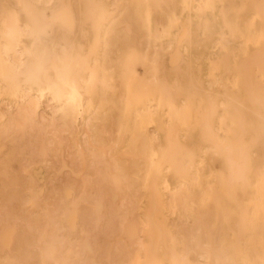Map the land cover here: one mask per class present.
I'll list each match as a JSON object with an SVG mask.
<instances>
[{
    "label": "bare ground",
    "instance_id": "bare-ground-1",
    "mask_svg": "<svg viewBox=\"0 0 264 264\" xmlns=\"http://www.w3.org/2000/svg\"><path fill=\"white\" fill-rule=\"evenodd\" d=\"M154 2L155 11L150 0H0L2 101L46 91L73 136L101 145L80 152L101 166L81 176L50 141L25 148L0 104V264H264V0ZM78 6L92 52L101 39L111 49L120 28L137 56L125 50L127 63L147 59L146 43L188 62L156 61L162 72L149 82L117 81L111 68L113 90L101 95V66L64 45L60 22L80 19ZM131 63L129 78L140 70ZM84 72L101 113L83 125ZM48 172L62 181L47 187ZM101 175L118 177L126 208L107 206Z\"/></svg>",
    "mask_w": 264,
    "mask_h": 264
},
{
    "label": "rangeland",
    "instance_id": "rangeland-1",
    "mask_svg": "<svg viewBox=\"0 0 264 264\" xmlns=\"http://www.w3.org/2000/svg\"><path fill=\"white\" fill-rule=\"evenodd\" d=\"M71 1L74 2V0H71ZM106 2L111 3V0H106ZM78 7H79V9H78V16L77 17L80 19H77L76 16H74V19H77L78 21L75 20V22L72 25H70V22L68 23V20L66 21V19H63L60 22L61 28L63 29V31L67 32V34H68L67 41L64 43V45L66 44L65 45L66 48L69 49L70 44L74 41L77 45L79 44V47H81V49H80L81 51L79 53H80V56L82 59H86V58H87V60L89 59V64L92 66V68H96L98 66H101V67H98L99 69H97V76L100 74V76H98V78L103 76V78H101L103 80L98 79L97 89L102 86V84L100 86L99 81L103 82L106 79V81L103 82L104 83L103 86H105L107 84V82L110 84H114V82L116 80L114 82H112V81L115 77L117 78V76L119 77V81H120V78L123 79V77H124V79L129 78L128 76L126 77V75H130L129 68L126 70L124 67H126V68H127V66L130 67L131 62L136 65V63L139 59H137L136 63H135V61H133L134 58H133V60L132 59L129 60L127 63V59H129V58H127L128 52H125V50H129V52L134 54L133 56L131 55V57H134L136 55H135V53H134L135 51L133 49L132 50L134 52L132 50L130 51V48L126 47V36L123 35V31L120 28L117 29L118 31L116 33L119 34L120 37L119 38L116 37L115 39H113V44H112L113 47H111L112 50L110 48H109V50H107V47H105L106 39H103V40L101 39L100 46H98L92 52L90 47H92V45L94 44L93 42H94L95 36H94L93 30H92L91 21L90 20L87 21L84 18L85 7H83V6H78ZM150 7H151V9H153L155 11L154 0H150ZM122 9H123L122 5L119 6V8L117 10V13L119 15L121 14L120 11H122ZM79 10H80V12H79ZM122 13H123V11H122ZM79 14H80V17H79ZM45 15H49V12L46 11ZM177 28H178V26L176 24H172V26H171L172 32L176 36H179L180 31ZM56 29H58V28H55V30ZM145 40H146V38H145ZM146 45L148 48H150L152 46V44H151V46L149 47L150 44H148V43H146L145 46H143L146 50V54H145V50H144V55L145 56L147 55V59L145 60L143 57L144 60H141V61L139 60L140 61V62H138L139 65L137 63V66H139L140 70L138 68H136V70L138 69L140 71V73H139V71H136L139 74L131 73V76L133 74H135V77L133 75V78L131 77L128 80L123 79L122 81L123 82L125 81L124 83H126L127 81L128 82H130V81L134 82L136 80L135 78H137L136 82H141L142 80H143V82H145V81L149 82L150 80H152L151 76H153V78H154V76L159 77V73L162 72V69H161L160 64H158V63L164 62L168 66L174 68L175 65L176 66L182 65L183 63L188 62L184 54H180L179 58L175 61L174 58L170 54H166V53L164 54L160 48L156 47V49L153 50L155 48V46L153 45L154 48H152L153 47L152 46L151 47L152 49L150 48V50H149L146 47ZM147 50H149V51H147ZM138 51H140V50H138ZM137 52H136V54H137ZM128 55H130V54H128ZM137 55H140L139 58H141V55H143V54L139 53ZM83 57H85V58H83ZM214 57H216V56H214ZM96 60H98V61H96ZM156 61L158 63H156ZM98 62L100 63V65ZM145 62H147V63L145 64ZM132 63H131V65L134 66V64H132ZM95 64H98V65H96V67H95ZM151 64H152V66H151ZM208 64L209 65L207 67V73H209L211 70V62L208 61ZM125 65H127V66H125ZM153 65H154V67H153ZM102 68L105 70L104 73H103ZM111 68H113V70ZM109 69L112 70V71H110V74H112L111 72H113V75L115 74L114 78L112 77L113 79L112 78L110 79L111 76L108 75ZM119 70H121V71H119ZM132 70H130V72H133ZM106 71H108V72H106ZM116 73H117V76H116ZM126 73H129V74H126ZM81 74H83V75H81L82 81H81V85L80 84L79 85L82 87L81 92L85 95L84 96L85 105L80 108L81 110H80L79 122H80V124L82 123L84 125L86 121H90V120L86 119L89 116V114L97 115V114L101 113V110L97 109L98 110V112H97L96 106L94 105L93 102L90 101L92 96L87 95L90 92H88L89 89H88V87L86 88V86H85L86 83H84V81L90 82L92 80L91 76L88 77L87 72H84ZM107 75H108V77H107ZM146 77H148V79H145ZM209 77L210 76H207L206 80L210 81L211 77L210 78ZM88 78H89V80H88ZM133 79H135V80H133ZM117 81H118V78H117ZM89 84H87V86ZM103 88H101L103 90L101 91L100 94L108 98L109 97V91L111 89H108L109 88L108 85L103 87ZM106 91H107V93H106ZM86 92H87V94H85ZM35 94H36L35 92L31 91L30 93L28 92V96L26 98H23V100L13 98L11 100H5V102L2 101L3 96L1 95L0 96V104L2 103L1 106L3 108V111L8 114L7 116L11 117V119L15 122V124L19 125L21 128L23 127L24 134L26 135V136L24 135V138L26 139V140L24 139L25 148L31 149L32 147L36 146L38 141L41 139L46 140L47 142L50 141V143L48 145V150L53 151L54 155H55V152H57V155L61 154V155H58L57 158L63 157L64 161L68 162L69 165H71V167L77 173H79V174L81 173L80 175L84 176L86 169L92 165L93 161H94L93 162V164H94L95 160H93V158L91 157L90 154H86L84 156L80 152L85 148V146L87 147L89 145L92 149L96 150L98 147L100 148L101 145H98L97 143H95L94 139L90 137L89 133L86 134V136L85 135L83 136L87 140V142H84V145H83L82 137H81L82 135H79L78 133L75 136L72 135V133L67 128V126L64 124V121L61 119L57 106L51 101L47 92L44 91L43 96H36L35 97L34 96ZM24 99H25V101H24ZM30 101H34V104H35L34 107H32L30 105ZM79 130L82 133H87L88 127L83 126V129L81 128ZM151 132L153 135L156 134L154 131V128H151ZM77 150H79V151H77ZM27 151L29 152V150H27ZM95 166H96L95 168L101 167L100 165L97 164V162L95 163ZM100 171H103V169ZM56 176H59V177H56ZM55 177H56V179H55ZM43 178H44V182L47 184V187H49L52 184L58 185L62 181L63 174H61V173L60 174H54V173L48 172V173H45L43 175ZM101 178H102L103 187L107 193V198H109V203L107 204V206H109L112 210H116V209H120V208L121 209L126 208L129 205L130 199H129V197H127V195H125L126 193H125L124 188L120 187L121 182L119 181L118 177L114 176V175H111L110 177H106L104 175H101ZM108 179H109V181H108ZM48 181L50 182V184L48 183ZM115 193L119 194V198H117V200L114 199V201H113V199L111 200V197Z\"/></svg>",
    "mask_w": 264,
    "mask_h": 264
}]
</instances>
